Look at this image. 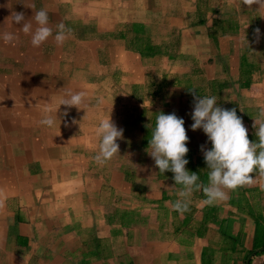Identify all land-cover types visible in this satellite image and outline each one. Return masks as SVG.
<instances>
[{
	"label": "crops",
	"instance_id": "crops-1",
	"mask_svg": "<svg viewBox=\"0 0 264 264\" xmlns=\"http://www.w3.org/2000/svg\"><path fill=\"white\" fill-rule=\"evenodd\" d=\"M244 0H0V264H264V177L205 203L173 204L180 185L146 151L158 112L183 118L186 169L207 184L196 97L235 109L257 141L264 122V9ZM47 10L31 44L12 13ZM71 29L63 44L56 25ZM260 29L257 40L255 29ZM147 48V55L143 52ZM84 91L82 108L59 105ZM112 108V110H111ZM44 109L57 113L40 124ZM111 112V113H110ZM123 135L95 159L100 119Z\"/></svg>",
	"mask_w": 264,
	"mask_h": 264
},
{
	"label": "clouds",
	"instance_id": "clouds-1",
	"mask_svg": "<svg viewBox=\"0 0 264 264\" xmlns=\"http://www.w3.org/2000/svg\"><path fill=\"white\" fill-rule=\"evenodd\" d=\"M246 5L257 4L256 11L264 9V0H244ZM12 20L20 25L24 34H29L31 44L39 47L50 36L53 28L49 26V15L46 9L40 8L34 11L31 21L25 19L20 12L12 13ZM71 29L64 23L56 25L54 40L58 45L63 44ZM257 40L260 39V29L254 30ZM0 39L5 43L15 39L13 33L0 34ZM86 93L84 91H69L59 99V105L82 108L85 104ZM112 110V108H111ZM111 113V112H110ZM155 124L151 129V137L146 151L154 159L159 172L171 171L175 185H180L178 197L173 204L177 211H184L188 207L187 197L195 190H202L205 203L211 205L228 199V190H234L238 186L248 184L251 174L257 173L264 177V122L256 125L255 135L257 141H250L248 130L235 109H225L217 104L215 95L196 97L191 114L192 130L202 129L208 141L210 149H204V160L207 164V184L199 183L196 172H190L185 165V159L189 151L186 146L188 136L184 127V119L177 117L175 113H156ZM56 114L50 109H44L40 124L53 127L56 123ZM95 135L99 138L98 151L94 159L99 164H104L119 153L117 140L122 137L123 129H120L111 120V116L100 119L95 127ZM260 187L264 189V184Z\"/></svg>",
	"mask_w": 264,
	"mask_h": 264
},
{
	"label": "trees",
	"instance_id": "trees-1",
	"mask_svg": "<svg viewBox=\"0 0 264 264\" xmlns=\"http://www.w3.org/2000/svg\"><path fill=\"white\" fill-rule=\"evenodd\" d=\"M146 50H144L143 54L145 53L147 55V48H145Z\"/></svg>",
	"mask_w": 264,
	"mask_h": 264
},
{
	"label": "water",
	"instance_id": "water-1",
	"mask_svg": "<svg viewBox=\"0 0 264 264\" xmlns=\"http://www.w3.org/2000/svg\"><path fill=\"white\" fill-rule=\"evenodd\" d=\"M264 259V258H263Z\"/></svg>",
	"mask_w": 264,
	"mask_h": 264
}]
</instances>
